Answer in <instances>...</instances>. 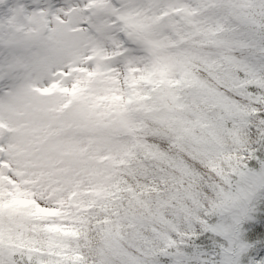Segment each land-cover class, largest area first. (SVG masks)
<instances>
[{"label": "snow or ice", "instance_id": "snow-or-ice-1", "mask_svg": "<svg viewBox=\"0 0 264 264\" xmlns=\"http://www.w3.org/2000/svg\"><path fill=\"white\" fill-rule=\"evenodd\" d=\"M0 264H264V0H0Z\"/></svg>", "mask_w": 264, "mask_h": 264}]
</instances>
